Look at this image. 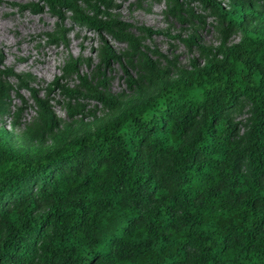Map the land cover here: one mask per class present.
<instances>
[{
	"label": "trees",
	"instance_id": "trees-1",
	"mask_svg": "<svg viewBox=\"0 0 264 264\" xmlns=\"http://www.w3.org/2000/svg\"><path fill=\"white\" fill-rule=\"evenodd\" d=\"M199 3L240 42L175 77L134 45L131 94L96 89L106 120L61 125L38 100L18 146L0 129V264H264V0Z\"/></svg>",
	"mask_w": 264,
	"mask_h": 264
},
{
	"label": "rangeland",
	"instance_id": "rangeland-1",
	"mask_svg": "<svg viewBox=\"0 0 264 264\" xmlns=\"http://www.w3.org/2000/svg\"><path fill=\"white\" fill-rule=\"evenodd\" d=\"M214 1L224 7L230 3ZM77 4L80 12L114 22L112 28L119 29L121 37H113L110 28L79 20V12L66 5L0 0V102L5 94L0 129L10 133L15 146L40 125L38 100L50 105L61 125L106 120L110 110L96 89L116 97L131 94L128 79L137 76L138 56L128 53L134 45L175 77L180 69L204 66V49L231 46L242 39L241 30L199 0H78ZM15 40L18 45L10 47L9 41ZM108 47L116 59L104 57ZM236 110L234 122L244 123L248 108Z\"/></svg>",
	"mask_w": 264,
	"mask_h": 264
},
{
	"label": "bare ground",
	"instance_id": "bare-ground-1",
	"mask_svg": "<svg viewBox=\"0 0 264 264\" xmlns=\"http://www.w3.org/2000/svg\"><path fill=\"white\" fill-rule=\"evenodd\" d=\"M112 5V4H111ZM9 26V25H8ZM12 29V28H11ZM14 30H16V28L14 29ZM34 34V33H33ZM34 36V35H33ZM4 40H2V42H3ZM11 41V40H10ZM9 41V45H10V47H14L16 44L18 45V41H12V42H10ZM7 44V43H6ZM8 46V45H7ZM72 47V46H71ZM15 51H16V53H19V51L20 50H18L16 47H15ZM24 52V51H23ZM71 52V51H70ZM29 53V52H28ZM73 53V52H72ZM19 55V54H18ZM24 55V54H23ZM75 55V54H74ZM78 56V55H77ZM24 57V56H23ZM72 57V56H71ZM25 58V57H24ZM26 58H28V55L26 56ZM7 62V61H6ZM52 63V62H51ZM5 66V65H4ZM48 67H49V65H48ZM20 70V69H19ZM26 70V69H25ZM14 71V70H13ZM22 71V70H21ZM13 73V72H12ZM16 73V72H15ZM19 73V72H18ZM17 75V74H16ZM19 75V74H18ZM19 76H21V75H19ZM41 77V76H40ZM27 78V77H26ZM32 78V77H31ZM33 81H35V80H33ZM30 82V81H29ZM27 85H29V84H27ZM25 86L26 88H28V86ZM32 86V85H31Z\"/></svg>",
	"mask_w": 264,
	"mask_h": 264
}]
</instances>
